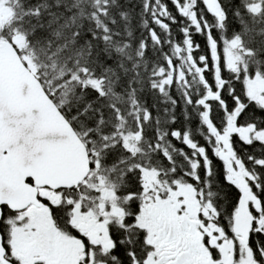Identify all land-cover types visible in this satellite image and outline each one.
<instances>
[{
    "label": "snow or ice",
    "instance_id": "6c2138e0",
    "mask_svg": "<svg viewBox=\"0 0 264 264\" xmlns=\"http://www.w3.org/2000/svg\"><path fill=\"white\" fill-rule=\"evenodd\" d=\"M0 264H264V0H0Z\"/></svg>",
    "mask_w": 264,
    "mask_h": 264
},
{
    "label": "trees",
    "instance_id": "16d2710c",
    "mask_svg": "<svg viewBox=\"0 0 264 264\" xmlns=\"http://www.w3.org/2000/svg\"><path fill=\"white\" fill-rule=\"evenodd\" d=\"M199 40H201V42H202V38H198Z\"/></svg>",
    "mask_w": 264,
    "mask_h": 264
}]
</instances>
